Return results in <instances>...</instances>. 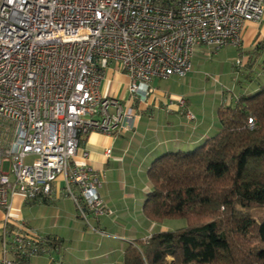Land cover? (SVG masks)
Returning <instances> with one entry per match:
<instances>
[{"label": "built area", "instance_id": "built-area-1", "mask_svg": "<svg viewBox=\"0 0 264 264\" xmlns=\"http://www.w3.org/2000/svg\"><path fill=\"white\" fill-rule=\"evenodd\" d=\"M263 14L264 0H0V206L8 223L16 196L48 197L58 176L87 222L111 214L82 137L132 131L137 115L102 95L107 71L127 75L133 103H145L153 79L188 76L201 47L209 58L240 48L247 23ZM6 227L0 264L40 252L39 238Z\"/></svg>", "mask_w": 264, "mask_h": 264}, {"label": "crops", "instance_id": "crops-1", "mask_svg": "<svg viewBox=\"0 0 264 264\" xmlns=\"http://www.w3.org/2000/svg\"><path fill=\"white\" fill-rule=\"evenodd\" d=\"M252 26L264 28V21ZM204 51L201 47L197 53ZM193 71L184 78L153 79L147 101L133 103L128 76L110 68L100 91L105 97L132 105L137 115L135 126L115 135L91 133L81 148L89 151L86 163L103 177L99 192L112 213L100 218L89 215L87 222L60 178L48 197L26 200L16 196L10 223L6 209L0 206V258L7 224L41 240L40 252L25 260L17 258V264H124L130 244L173 230L164 222H151L143 213L151 188L150 165L166 153L191 152L202 146L220 131L221 107L236 102L237 96L257 93L264 84L263 70L258 79L247 76L240 91L227 94L216 88L209 96L196 90ZM181 97L184 105L177 101ZM188 111L193 120L187 119Z\"/></svg>", "mask_w": 264, "mask_h": 264}, {"label": "trees", "instance_id": "trees-1", "mask_svg": "<svg viewBox=\"0 0 264 264\" xmlns=\"http://www.w3.org/2000/svg\"><path fill=\"white\" fill-rule=\"evenodd\" d=\"M236 98L202 146L152 162L144 215L187 225L130 244L124 264H264V86Z\"/></svg>", "mask_w": 264, "mask_h": 264}, {"label": "rangeland", "instance_id": "rangeland-1", "mask_svg": "<svg viewBox=\"0 0 264 264\" xmlns=\"http://www.w3.org/2000/svg\"><path fill=\"white\" fill-rule=\"evenodd\" d=\"M262 21H264V14ZM253 24L247 23L243 32V44L240 48L227 46L210 58L206 57L202 52L196 54L193 60V75L197 80V91L213 96V91L219 88L229 94L234 92V90L240 91L247 76L258 79V75L264 70V48H258L259 41L264 40L261 39L264 37V28L252 26ZM248 56L252 57L250 64H248ZM172 85L171 82L168 83L169 88ZM86 138L83 139L82 137L81 145H83L84 141L86 142ZM4 170H9L8 165L4 167ZM60 178L63 177L58 176L57 180H60ZM262 212L255 211L254 216L259 217ZM164 223L168 224L173 230L187 225L185 219H172Z\"/></svg>", "mask_w": 264, "mask_h": 264}]
</instances>
